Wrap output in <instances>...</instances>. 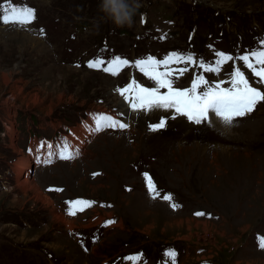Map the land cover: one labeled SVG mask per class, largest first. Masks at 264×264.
I'll list each match as a JSON object with an SVG mask.
<instances>
[{
    "label": "rangeland",
    "instance_id": "rangeland-1",
    "mask_svg": "<svg viewBox=\"0 0 264 264\" xmlns=\"http://www.w3.org/2000/svg\"><path fill=\"white\" fill-rule=\"evenodd\" d=\"M137 3L132 25L117 27L100 0H0L34 12L26 25L0 22V264H124L133 254L153 264L161 247L146 239L177 248L169 264H264V101L230 124L214 113L197 124L175 108H133L138 89L127 87L156 86L135 61L175 53L156 66L173 88L198 75L230 88L238 67L264 91L239 59L216 64L217 52L261 49L264 0ZM104 116L127 127H100Z\"/></svg>",
    "mask_w": 264,
    "mask_h": 264
},
{
    "label": "snow or ice",
    "instance_id": "snow-or-ice-1",
    "mask_svg": "<svg viewBox=\"0 0 264 264\" xmlns=\"http://www.w3.org/2000/svg\"><path fill=\"white\" fill-rule=\"evenodd\" d=\"M10 17L13 19L10 20ZM32 19H34V12L31 8L11 5L9 7H4L3 4H0V22L4 24L19 23L26 25L29 24ZM261 45L262 47L260 50L243 54L238 58H234L222 52H217L216 56L219 57V59L216 61V64L219 65L227 61H232L233 59H239L243 62L244 67L251 71L252 76L256 78V84L264 85V41H261ZM172 59L179 60L182 59V57L172 53L163 60H156L153 57H148L145 60H137L134 62V65L144 72L149 79L153 80L156 86L145 87L136 84L135 81L130 83L127 86L128 88L135 86L138 89L137 103H133V108H136L137 106L140 108H175L177 112L197 124L207 119L209 113H214L217 117L221 118L224 123L230 124L235 117H241L246 113H250L258 102L264 101V91H262L261 87L253 86L249 78L246 77L245 73L238 67H234L231 73L230 83L232 86L230 88L220 87V84L224 83V81H220L214 86H211L209 81H207L202 75L193 78L190 88H173L170 81L162 78L170 75V73H160L156 71V66L167 65ZM186 59L190 62L192 57L188 56ZM253 59L255 60V65L252 63ZM100 63H103V61L99 59L89 61V67H94ZM109 64L126 66L129 64V61L120 57H115L113 61H109ZM145 66H151V74L145 71ZM200 66L206 68L207 71H216V68L206 66L202 62ZM103 70L109 71V68H104ZM181 71H187V69L185 68ZM201 84L204 85L203 88H201ZM165 87L168 88V93L158 94V89ZM198 89L200 90L198 91ZM126 90L127 89H119L118 91L123 94ZM103 119L109 122L107 124L109 127H127L126 124L119 123L118 121L113 120L112 117L104 116ZM164 123L165 121L161 119L158 124L150 125V128H161ZM149 191L151 192L152 189L149 188ZM164 199L168 200L169 197L165 196ZM69 203L72 204L79 202ZM69 214L72 213L70 212ZM202 214L203 213H197V215ZM258 241L259 246L264 248V238L258 237ZM168 255L174 257V253H169Z\"/></svg>",
    "mask_w": 264,
    "mask_h": 264
},
{
    "label": "clouds",
    "instance_id": "clouds-1",
    "mask_svg": "<svg viewBox=\"0 0 264 264\" xmlns=\"http://www.w3.org/2000/svg\"><path fill=\"white\" fill-rule=\"evenodd\" d=\"M139 6L137 0H100L98 11L103 14L102 19L124 27L132 25Z\"/></svg>",
    "mask_w": 264,
    "mask_h": 264
},
{
    "label": "bare ground",
    "instance_id": "bare-ground-1",
    "mask_svg": "<svg viewBox=\"0 0 264 264\" xmlns=\"http://www.w3.org/2000/svg\"><path fill=\"white\" fill-rule=\"evenodd\" d=\"M116 103H117L118 106H121V105H122V103H121L120 101H119V102H116ZM125 108H126V107H125ZM123 110H124V109H123ZM210 114H212V113H209V115H210ZM97 124H98V123H97ZM97 126H98V125H97ZM74 134H76V132H74L73 135H74ZM78 136H79V135H77V137H78ZM71 139H72V138H71ZM76 141H77V139H75L74 142L72 141V143L70 142V146H69L70 148L67 149V151H66L67 154L71 153V152L75 149V146H76V143H75V142H76ZM49 155H50V154H49ZM24 181H25V180H24ZM21 183H22V184H20V185H23V184L28 183V182L25 181V182H21ZM157 219H158V217H157Z\"/></svg>",
    "mask_w": 264,
    "mask_h": 264
},
{
    "label": "water",
    "instance_id": "water-1",
    "mask_svg": "<svg viewBox=\"0 0 264 264\" xmlns=\"http://www.w3.org/2000/svg\"><path fill=\"white\" fill-rule=\"evenodd\" d=\"M32 169V168H31ZM32 170H30V173H31Z\"/></svg>",
    "mask_w": 264,
    "mask_h": 264
}]
</instances>
